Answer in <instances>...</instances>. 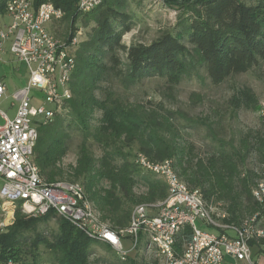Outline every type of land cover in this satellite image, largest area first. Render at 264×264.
Here are the masks:
<instances>
[{
	"label": "trees",
	"instance_id": "trees-1",
	"mask_svg": "<svg viewBox=\"0 0 264 264\" xmlns=\"http://www.w3.org/2000/svg\"><path fill=\"white\" fill-rule=\"evenodd\" d=\"M4 1L0 0V6ZM33 1L35 6L50 1L64 11L63 19L70 26L67 42L74 36L79 20L84 26L91 25L86 38L73 52L75 68L69 82L71 97L65 113L37 125L33 158L47 181H58L65 174L74 179L82 178L86 193L102 219L113 227H125L135 204L156 203L167 195L164 181L156 180L150 172L142 173L134 157L122 151L136 144L137 151L153 161L172 159L178 174L188 184L200 186L205 198L209 199L214 193L227 197L231 202L232 219L236 220L245 212H256L258 204L251 195L255 175L246 171L241 176L237 161L244 157L241 152L236 149L227 152L219 142L207 160L194 161L192 147L187 148L189 155L185 156L184 147L177 141V132L170 121L175 112L159 116L143 106L123 104L110 91L99 96L96 90L102 80L111 77L130 84L159 76L174 86L188 73L195 58L213 83L247 72L264 60V0H162L180 8L175 27L162 31L148 43L137 41L129 45L123 43L122 36L133 27L134 15L124 10L125 0H101L86 13L78 12L77 0ZM247 99L235 97V108L244 106ZM96 111H100L99 123L91 129ZM71 126L79 129L85 138L79 145L76 164L67 172L58 163L67 151L66 128ZM89 135L101 148L98 158L87 147L85 139ZM255 135L246 151L255 149L264 160V131ZM250 136L249 133L247 137L250 139ZM247 137L243 143L249 140ZM137 182H142L147 191L137 194L134 191ZM242 197L248 205H244ZM51 215L49 212L33 217L16 211L14 223L0 232V264H23L20 263L23 233L36 231L38 223ZM183 234L186 240L190 238L188 226ZM31 241L35 247L42 243L60 253L59 264H91L89 248L95 241L65 219L58 221L52 240L36 232ZM127 259L122 264H144L136 257Z\"/></svg>",
	"mask_w": 264,
	"mask_h": 264
},
{
	"label": "built area",
	"instance_id": "built-area-1",
	"mask_svg": "<svg viewBox=\"0 0 264 264\" xmlns=\"http://www.w3.org/2000/svg\"><path fill=\"white\" fill-rule=\"evenodd\" d=\"M100 2L77 0V10L86 13ZM4 6L10 21L0 27V58L5 41L10 40L9 51L28 70L26 84L12 95L14 116L0 110V198L4 204L18 203L33 217L52 212L124 260L144 245L147 251L154 249L158 264H256L251 242L264 250V179L252 191L260 210L235 223L229 221L221 202H213L200 190L187 186L172 159L153 161L138 152L134 163L163 179L167 195L156 203L135 204L128 224L114 229L100 219L82 184L50 182L41 175L33 158L37 125L51 122L66 109L75 68L73 52L83 32L77 28L69 42L52 32L49 25L61 20L64 11L50 1L35 6L33 0H5ZM5 90L0 75V99ZM32 90L42 93L52 106L46 107L44 102L34 105L38 98ZM186 226L190 228L188 240L183 234ZM126 242L131 243L130 248Z\"/></svg>",
	"mask_w": 264,
	"mask_h": 264
},
{
	"label": "rangeland",
	"instance_id": "rangeland-1",
	"mask_svg": "<svg viewBox=\"0 0 264 264\" xmlns=\"http://www.w3.org/2000/svg\"><path fill=\"white\" fill-rule=\"evenodd\" d=\"M124 10L134 15L133 27L122 36V41L126 45L137 41L148 43L160 35L162 31L172 30L181 13L180 8L169 6L162 0H125ZM9 21L10 17L3 4V6H0V27L8 24ZM76 27L82 28L83 32L79 36V44L86 38L91 25L84 26L79 20ZM49 28L63 41L66 40L70 32L69 23L63 18L50 24ZM185 43L191 47L187 41ZM9 45L10 40H6L4 52L0 58V75L6 86L5 93L0 99V110L6 112L9 117H13L16 106H11V102H13L12 95L16 89L26 84L28 70L26 65L18 61L9 51ZM121 58L124 62L122 53ZM108 91L125 105H140L147 111L153 110L159 113V116L167 114L169 111L175 112L170 121L177 132V141L184 147L185 156L189 155L187 154V148L192 147L194 161L198 158L207 160L219 142L224 144L227 152H233L234 149H236V152H241L240 154L244 157L237 160L241 176H244L246 171H251L255 175L254 182L251 184V195L253 197L252 191L264 179V160L255 149L246 151V146L252 145L256 133L264 131V60L247 72L231 75L221 83H213L208 77L204 66L195 58L188 68V73L183 76L177 85H170L164 77L159 76L146 77L137 83L130 84H127L121 78L111 77L106 81L102 80L100 88L96 90L99 96ZM32 95L38 98L36 101L34 100L33 104L44 102L46 107L52 106L44 101L42 93L32 90ZM235 97H248V99L244 106L235 108ZM99 118L100 111H96L91 119V129L98 125ZM0 122H3L1 117ZM66 131L68 133L65 140L67 151L58 164L64 171L69 172L70 167L76 164L79 145L85 137L79 129L72 126L66 128ZM249 133L252 136H250V139L247 137ZM246 137L249 140L243 143ZM85 141L89 151L95 158H98L102 151L92 136L86 137ZM122 151L133 157L139 152L136 144L123 148ZM142 173L149 172L142 171ZM153 176L156 180L163 181L160 177ZM181 178L188 187L201 191L200 186H192L183 177ZM58 179L65 182H78L84 186L82 178L74 179L69 177L68 174ZM134 191L137 194H142L147 191V188L142 182H137ZM209 199L213 202L222 203L229 214L231 222L240 223L242 219L252 215L245 212L238 216L236 220L232 219L231 202L227 197L218 196L217 193H214ZM242 199L244 205H248L249 202L246 201V198L242 197ZM253 200L255 201L254 197ZM255 202L257 203V201ZM257 207L256 212L260 210V206L257 205ZM16 211L22 215L25 214L18 203L4 204L3 199L0 198V232L6 231L14 223L17 217ZM96 211L100 219L103 220L100 212L97 209ZM60 219L61 217L52 213L48 220L38 223L36 231L28 230L23 233L20 263L59 264L57 260L60 253L48 249L42 243H38L35 247L31 245V240L35 237L36 232L52 240L53 235L58 230ZM103 221L110 227L117 229L110 222ZM197 224H200L199 220H197ZM125 246L130 248L131 243L126 242ZM144 247L142 245L139 249H134L129 257H136L139 263L158 264L159 260L154 249L147 251ZM89 252L91 264H122L128 261V259H121L113 249L102 242H93ZM8 264L13 263L8 262Z\"/></svg>",
	"mask_w": 264,
	"mask_h": 264
},
{
	"label": "crops",
	"instance_id": "crops-1",
	"mask_svg": "<svg viewBox=\"0 0 264 264\" xmlns=\"http://www.w3.org/2000/svg\"><path fill=\"white\" fill-rule=\"evenodd\" d=\"M36 100L37 99H35V101ZM251 257L256 264H264V250L260 248L258 244H256L255 242H251ZM239 264H247V263L242 261Z\"/></svg>",
	"mask_w": 264,
	"mask_h": 264
}]
</instances>
